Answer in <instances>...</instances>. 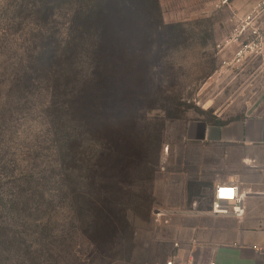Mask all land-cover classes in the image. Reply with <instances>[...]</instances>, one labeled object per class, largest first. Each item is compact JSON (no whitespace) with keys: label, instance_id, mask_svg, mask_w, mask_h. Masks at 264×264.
<instances>
[{"label":"rangeland","instance_id":"obj_1","mask_svg":"<svg viewBox=\"0 0 264 264\" xmlns=\"http://www.w3.org/2000/svg\"><path fill=\"white\" fill-rule=\"evenodd\" d=\"M100 1L102 12L97 18L86 13L85 29L88 44L97 34L100 54L110 62L99 105L94 113L87 112L105 123L97 133L99 146L89 126L82 129L86 151L98 149L96 168L91 156L86 157L79 186L114 215L115 233L100 235L86 226L92 205L84 203L86 210L78 211L70 194L64 232L56 223L59 211L47 236L49 245L35 249L39 258L3 264H165L174 235L154 221V209H191L195 203L198 211H208L216 173L211 169L184 184L188 166L185 153H179V145H186L184 125L264 116V56L236 65L230 51L218 48L233 29L230 10L214 9L211 0ZM257 1L231 3L242 14ZM36 2L0 0V81L10 75L18 57L12 45L34 39L40 21ZM83 5L89 9L88 0ZM66 22L60 16L51 24L64 33ZM23 114H16L2 133L8 136V127H13L17 135L12 140L22 146L30 141L29 129L42 120L38 111ZM197 155L214 161L217 153L209 149ZM72 174L74 178L76 172ZM77 214L82 215L79 227L74 225ZM177 221L179 217L172 224ZM46 252L49 259L42 257Z\"/></svg>","mask_w":264,"mask_h":264},{"label":"trees","instance_id":"obj_2","mask_svg":"<svg viewBox=\"0 0 264 264\" xmlns=\"http://www.w3.org/2000/svg\"><path fill=\"white\" fill-rule=\"evenodd\" d=\"M88 2L86 9L83 0H37L35 9L40 21L34 39L12 45L18 57L10 75L0 81V264L40 257V251L35 249L49 245L47 236L55 225L54 214L59 211L62 214L56 223L64 232L70 194L78 211L86 210L84 203L92 205L86 226L100 235L115 233L114 215L103 211L99 200L90 199L88 191L79 186L87 156L94 160L91 167L96 168L97 133L105 122L93 113L99 105V89L106 85L110 62L100 54L103 47L97 42V34L91 35L96 41L88 44L86 13L97 18L102 1ZM60 16L67 20L64 33L52 25ZM1 86L6 87L4 92ZM32 111H38L42 120L39 128L29 129V143L16 144L12 140L17 135L13 127H8L10 133L3 136L16 114L24 116ZM85 125L98 144L91 151H86L84 145ZM106 187L111 191L108 184ZM78 214L75 227L83 223ZM42 257L49 259L51 255L46 252Z\"/></svg>","mask_w":264,"mask_h":264},{"label":"crops","instance_id":"obj_3","mask_svg":"<svg viewBox=\"0 0 264 264\" xmlns=\"http://www.w3.org/2000/svg\"><path fill=\"white\" fill-rule=\"evenodd\" d=\"M183 141L186 145H179V153H185L188 166L184 184L214 169L212 197L214 186L224 183H235L249 195L242 219L210 216L193 203L162 225L174 235L167 261L174 257L179 264H264V116L189 121L183 127ZM209 149L217 153L216 160L195 156Z\"/></svg>","mask_w":264,"mask_h":264},{"label":"built area","instance_id":"obj_4","mask_svg":"<svg viewBox=\"0 0 264 264\" xmlns=\"http://www.w3.org/2000/svg\"><path fill=\"white\" fill-rule=\"evenodd\" d=\"M214 9H228L231 12L230 23L233 29L218 48L231 52V61L243 65L252 57L264 56V0L256 2L247 13H238L231 0H211ZM249 192L235 183L218 184L213 188L211 206L207 214L214 217L242 219L245 216V201ZM187 211L165 208L154 209L152 215L156 223L169 224L172 217ZM175 247H179L175 244ZM165 264H179L171 258ZM188 264H193L189 262ZM215 264V263H211Z\"/></svg>","mask_w":264,"mask_h":264}]
</instances>
